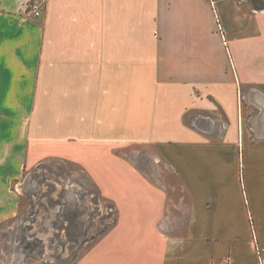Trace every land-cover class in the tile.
<instances>
[{
    "label": "crops",
    "instance_id": "obj_1",
    "mask_svg": "<svg viewBox=\"0 0 264 264\" xmlns=\"http://www.w3.org/2000/svg\"><path fill=\"white\" fill-rule=\"evenodd\" d=\"M28 1L0 0V227L17 213L7 200L16 165L63 157L82 164L118 209L116 225L72 264H264L256 254L264 249V8L231 0L239 27L248 19L240 34L227 30L218 0L229 75L199 0H46L37 19ZM177 36L191 48L204 37L206 70L179 60L183 80L170 83L183 87L161 96L157 72L164 58L177 64ZM195 90L228 115L227 144L183 124ZM123 144L156 148L168 170L156 175L114 156ZM110 173L121 188L101 182Z\"/></svg>",
    "mask_w": 264,
    "mask_h": 264
},
{
    "label": "rangeland",
    "instance_id": "obj_2",
    "mask_svg": "<svg viewBox=\"0 0 264 264\" xmlns=\"http://www.w3.org/2000/svg\"><path fill=\"white\" fill-rule=\"evenodd\" d=\"M34 1L29 0L28 3ZM233 1L239 6H248V1ZM199 2L196 8L200 23L203 26H212L213 32L220 36L223 41V54L228 62L227 73L235 74L226 32L227 30L231 32V25L234 31L244 34L243 32L248 29V19L239 23L244 27H239L236 18L239 12L233 9L231 0H224L226 8L222 20L229 25V29L225 30L217 11L218 0H199ZM28 3V14L35 19L40 18L41 16L36 17L30 12ZM202 6L208 7L205 14ZM199 8H201V13ZM235 25L238 26L235 27ZM154 38L158 37L155 35ZM160 39H165L164 43H166L167 37L160 36ZM184 41L182 37H176L177 64L169 67L167 58H164L163 64L159 67V72H157L159 82L155 85V89L161 96H164L165 92L178 96L179 89H182V84L170 83L173 77L183 80L184 68L181 63H178L179 60L184 65H187L186 62L194 61L198 67L192 68L193 73L201 74L203 70H206L203 63L206 53L204 37H196L194 48L193 46L191 48L190 44L184 45ZM219 58L220 53L218 52L217 58L215 57L218 60L217 64L220 62ZM146 73H143L144 76L149 75L148 72ZM193 89L197 88L194 86ZM191 102L198 104L184 111L183 124L185 127L206 139L227 144L230 119L226 112H222L214 99L201 97L199 90L192 92ZM3 117L4 115L0 116V125L3 124L1 120ZM10 133L13 134L14 129H11ZM156 150L149 145L123 144L113 148L112 153L114 156L119 155L139 170L154 171L157 175L168 169L158 159L159 155ZM241 161L240 159L242 164ZM24 162L21 161L16 165L19 170L21 169L18 179L9 181L7 200L10 203L15 201L17 213L15 217L7 219L0 227V257L12 264H37V261L44 256L49 264H72L84 248L98 241L102 232L116 222L117 205L102 194L82 164L63 157H50L43 164L34 167L26 166ZM104 176L101 177V182H104L109 190L114 191L121 188V183L114 180L113 174ZM224 176L228 178L226 173ZM20 252L22 256L25 254L23 258L20 257ZM14 257L16 259L20 257L21 262H15Z\"/></svg>",
    "mask_w": 264,
    "mask_h": 264
},
{
    "label": "built area",
    "instance_id": "obj_3",
    "mask_svg": "<svg viewBox=\"0 0 264 264\" xmlns=\"http://www.w3.org/2000/svg\"><path fill=\"white\" fill-rule=\"evenodd\" d=\"M44 3H45V0H35L34 2L28 3V8L30 9V12L34 16L40 17L43 13ZM256 254H257V257L260 263H263L264 262V249L257 246Z\"/></svg>",
    "mask_w": 264,
    "mask_h": 264
},
{
    "label": "flooded vegetation",
    "instance_id": "obj_4",
    "mask_svg": "<svg viewBox=\"0 0 264 264\" xmlns=\"http://www.w3.org/2000/svg\"><path fill=\"white\" fill-rule=\"evenodd\" d=\"M256 8H264V0H246Z\"/></svg>",
    "mask_w": 264,
    "mask_h": 264
},
{
    "label": "trees",
    "instance_id": "obj_5",
    "mask_svg": "<svg viewBox=\"0 0 264 264\" xmlns=\"http://www.w3.org/2000/svg\"><path fill=\"white\" fill-rule=\"evenodd\" d=\"M41 164H43V163H41ZM41 164H39V165H41ZM116 223H117V220H116L115 223H113L112 226L110 225L109 228H108L107 230H104V231L102 232V234L100 235V238H101L102 236H104L106 233H108V232L110 231V229H112V228L115 226Z\"/></svg>",
    "mask_w": 264,
    "mask_h": 264
}]
</instances>
